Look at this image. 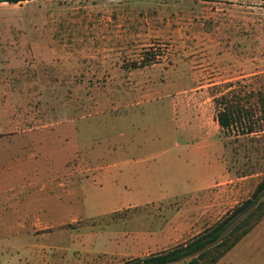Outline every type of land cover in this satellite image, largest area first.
I'll return each instance as SVG.
<instances>
[{"label": "rangeland", "instance_id": "1", "mask_svg": "<svg viewBox=\"0 0 264 264\" xmlns=\"http://www.w3.org/2000/svg\"><path fill=\"white\" fill-rule=\"evenodd\" d=\"M257 91L264 0L0 2V185L8 173L7 181L42 177L74 162L80 182L87 161L117 163L126 151L143 159V182L164 186L159 200L126 208L109 183L101 191L87 179L72 196L52 190L54 198L32 186L21 194L28 218L0 197V264H121L219 220L264 176V131L248 133L243 120L222 130L217 102L248 108ZM189 96L205 101L206 132L225 148L233 180L208 211L189 199L219 174L221 147L181 129ZM33 216L64 224L43 227ZM238 246L217 264H264L259 246Z\"/></svg>", "mask_w": 264, "mask_h": 264}, {"label": "crops", "instance_id": "2", "mask_svg": "<svg viewBox=\"0 0 264 264\" xmlns=\"http://www.w3.org/2000/svg\"><path fill=\"white\" fill-rule=\"evenodd\" d=\"M29 1L30 3H32L37 0ZM49 4L50 1H42V5L45 8H48ZM192 98L193 96H189L181 101V129L185 130L189 134H196L198 132L199 134L209 136L212 140H214L212 138V135H209V133L206 132L205 101H198L196 105H192ZM215 144L220 145L221 147L220 153L216 158L218 160V163L221 164L219 174H217L213 179L209 181H205L204 183L202 182L199 187L193 191L194 195L189 199V201L197 200L196 202H202L204 211H208L210 209L209 207H211L212 205L211 200H213L214 206H217L219 204L220 199H218V197H221L219 196V193L223 191L222 185L227 182L231 183L233 181L232 179H227L226 161L224 159L225 148L219 141L217 143L215 142ZM125 154L126 151L122 152L119 155L120 157L118 160L120 161H118L117 163H114L116 159L112 163L105 162L100 165H98V163H94L97 161H87L84 167L85 173L83 174L85 179H82L80 182L79 172L77 171L79 170V168H81V166L79 167V164L75 162L72 165L70 164L69 166L64 164V168L62 171L54 173L48 172V175L45 174L42 177H28L27 175L19 180L7 181V178L10 176V174L8 173L7 178H5V180H3L0 185V197L4 196L7 204L8 202H10L11 207L14 208L15 211L12 212L15 213V216L21 218H28L31 216L28 211H25L28 210V208H26V205H24V203L21 205V203L25 200V198H23L21 194L23 192H26L32 186H35V188H37L35 189L36 193L45 191L52 195V190H59L65 195L72 196V194L77 193L78 186L82 185L83 181L88 179L94 185H96L95 187L98 190L101 191L104 190V185L106 183L112 185L116 190H118L117 192H119V194L123 197L124 201L126 200L125 204L123 205L124 208L141 205L142 203H137V201L139 200H145L144 202L159 200V195L163 194L162 188L164 186L159 184L156 180H148L147 175H145V178H147V180L143 182V174L137 170L138 164H140L143 159L129 158L126 157ZM31 157L32 156L30 155L28 156L29 159H32ZM81 164L82 163H80V165ZM102 181H104L105 183H101ZM140 182H143V184ZM139 184H141V186ZM16 185H19V187ZM131 185H134L135 188L131 189ZM49 186L54 188L48 189L47 187ZM15 188H17L16 191ZM167 193L168 191L165 194ZM177 193L178 191H173L170 192L169 195H174ZM142 194H145L146 196H143ZM135 196L137 197V199ZM54 197L55 196H53V198ZM19 205H21L22 210L17 208ZM33 217L34 219L37 218L35 216ZM36 223H39L41 226H45L47 228L58 227L64 224L62 222L54 221L43 223L42 220L40 221L39 219L36 220ZM16 226L19 228V232L21 231L22 233H24V231L27 229V225L24 220L21 223L17 222ZM245 237L240 240H243V245L245 243L247 245L254 244L259 246L264 251V217L258 224L253 227V229L249 233H247ZM240 241L236 245H242L239 244ZM236 245L234 247H236ZM239 246L236 248V250L233 251L237 252ZM234 247L232 249H234Z\"/></svg>", "mask_w": 264, "mask_h": 264}, {"label": "trees", "instance_id": "3", "mask_svg": "<svg viewBox=\"0 0 264 264\" xmlns=\"http://www.w3.org/2000/svg\"><path fill=\"white\" fill-rule=\"evenodd\" d=\"M29 0H0L11 4ZM216 112L222 130L241 120L247 132L264 131V92H255V101L248 108L240 102L226 101ZM264 217V176L256 183L249 197L238 202L223 217L192 238L160 252L128 260L121 264H216Z\"/></svg>", "mask_w": 264, "mask_h": 264}]
</instances>
